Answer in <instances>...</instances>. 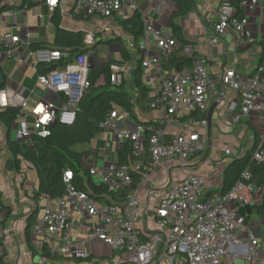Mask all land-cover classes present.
<instances>
[{
	"label": "built area",
	"instance_id": "1",
	"mask_svg": "<svg viewBox=\"0 0 264 264\" xmlns=\"http://www.w3.org/2000/svg\"><path fill=\"white\" fill-rule=\"evenodd\" d=\"M45 4L53 9L57 7L58 0H45ZM257 4L258 0H243L239 5L242 12L240 18H235V10L228 3L219 4L211 43L216 44L226 30L234 34L238 47L252 43L248 15ZM133 12H138L136 0H74L72 6V13L82 17L123 19ZM142 21L143 34L138 45L140 66L143 69L153 68L159 77V88L149 107L163 108L164 117L153 125L136 124L132 128L119 129L121 116L113 111L100 124V129L102 133H112L118 147L130 142L133 156L142 158L148 153L149 162L145 164L142 159L130 165L111 162L105 168L88 167L90 178L117 198L124 195L122 201L108 197L97 202L74 188L70 171L63 172L65 192L56 198L41 195L54 206L42 208L41 216L31 229L32 237L40 239L43 246L58 242L60 247L50 246L52 252L60 251L65 257L81 258L84 253L73 240L72 231L75 218H88L91 221L90 241H98L121 255L123 259L118 264H238L239 261L264 264L260 241L248 232L243 237L244 219L234 208L235 204L247 205L250 196H259L264 192V186L258 188L250 183L248 169L228 192L209 200L201 199L202 178L185 176L154 207L150 218L154 229L138 227L140 187L148 180L150 171L167 160L188 161L205 148V139L198 133L169 134L168 128L176 117L191 112H206L209 96L221 87L235 94L236 101L228 105L230 111L238 109L235 121L260 113L264 122V59L251 76H241L233 68L223 69L221 75L214 76L198 47L187 44L183 51L191 59V68L179 73L165 72L160 56H169L177 48L176 40L168 30H156L150 18L142 17ZM84 44L92 46V35L84 37ZM150 45H154L157 55L150 53ZM29 49L28 38L22 40L7 32L0 34V54L5 59L18 62ZM68 59L67 52L40 48L31 54L30 64L33 67L38 64L48 66ZM126 70L112 65L110 83L119 85ZM89 71L85 55L77 57L62 69L37 75L35 85L61 96L64 100L61 106L44 99L31 106L22 94L1 88L0 110L14 108L20 112L21 121L14 129V138L29 140L32 135L45 138L47 128L55 122L73 125L78 105L90 85ZM28 118L31 123H28ZM147 133L149 137L145 138ZM251 159L264 162V130ZM136 173L142 175L137 187L132 188V175ZM146 209L145 205L144 211ZM3 252L0 245V261Z\"/></svg>",
	"mask_w": 264,
	"mask_h": 264
},
{
	"label": "crops",
	"instance_id": "2",
	"mask_svg": "<svg viewBox=\"0 0 264 264\" xmlns=\"http://www.w3.org/2000/svg\"><path fill=\"white\" fill-rule=\"evenodd\" d=\"M5 1L7 2V0ZM222 1L193 0V11L184 17L176 18L174 21L182 28L183 38L198 47L199 53L206 58L212 75L219 76L223 69L233 68L241 76H251L258 64L264 59V0H258L256 8L248 15L253 42L245 47L237 46L235 36L229 30L219 36L216 44L211 43L210 40L214 35L213 28L216 23V10ZM136 2L138 12L143 18H150L156 30H168L169 18L177 12L172 0H136ZM73 3L74 0H58L56 8L60 10L61 27L64 30L80 31L84 37L88 34L92 35L93 44L87 47L90 51L86 55L87 64L90 62L89 69L109 61H113V65L123 64V67L127 69L122 77L124 89L130 96L134 97L135 91L131 86V72L138 61L141 62V57L138 51L139 42L137 46H134L129 34L124 33L120 28V22L125 18L76 16L72 13ZM53 9L48 8L45 0H41L37 7L31 9L25 8L0 13V34L7 32L13 36H19L22 40L28 38L30 44V49L23 54L18 62L7 60L0 54V70L6 78L5 88L22 94L28 99L31 106L40 99L50 101L57 106L64 103L61 96L50 94L35 85L36 77L39 75L37 73L39 64L34 67L30 64L31 54L37 50L32 49L31 45L49 49L53 43L55 32L51 24ZM98 42L108 43H99L95 49H92ZM101 47L106 48L105 51L108 53L106 58L102 57V62L98 61V51ZM120 49H125L131 54L128 62L122 61ZM149 51L152 55L158 54L154 45L149 46ZM160 59H163L162 56ZM141 69L143 84L150 90V95L154 96L159 88L158 74L153 68ZM97 84H103L102 77ZM222 95V101L212 115L209 136L205 123L207 111L200 113L205 116L203 121L180 122L178 119L181 117L180 115L174 119L173 125L168 128L170 135L179 132H195L202 135L205 139V148L188 161L167 160L150 171L148 180L140 187L141 216L137 224L139 228L154 229L151 220L146 217V211L148 208L153 211L158 201L185 176L195 175L202 178L201 199L209 200L219 196L218 192L222 187L223 170L226 165L233 159L243 157L258 142L264 130L263 115L252 113L248 118L235 121L238 109L235 111L228 110L229 103L236 101L235 94L231 90H223L221 87L209 96L208 108ZM134 110L140 122H153L155 124L157 120L164 117L163 108H150L148 111H141L135 107ZM116 112L121 116L119 125L121 124L123 129L132 128L138 124L127 115L119 113L118 110ZM19 119L12 132L19 125L21 121ZM28 123H31L29 118ZM6 135V130L0 124V193L5 206L4 209L0 210V245L4 251L0 264H118L121 262L123 257L111 248L98 241H90L89 227L91 221L88 218H75L72 231L73 240L84 253L81 258L65 257L60 251L52 252L50 246L53 244L60 247L58 242L54 241L50 246H43L40 239L33 238L32 234L29 235L28 240L25 231L29 216L35 223L36 219L41 216L42 208L45 206L53 207L54 204L41 198V195L35 197L36 177L33 176L31 179L28 177L31 181L27 182L25 176L26 170L32 169L25 168L20 173H16L6 168V162L9 158ZM118 148L120 147L116 145L114 135L101 131V134H98L86 148L89 151L85 160L89 164L87 167L105 168L111 162H116L115 153ZM226 151L229 152L228 155L225 154ZM147 154L142 158L131 154L134 160L130 164L142 159L145 164L148 163L149 155ZM109 199L111 198L109 197ZM145 201H147L146 204ZM145 205L147 209L144 211ZM261 206L264 207V192L259 196H250L247 205L235 204L234 208H237V214L244 219L241 231L243 237L248 232L259 240L261 244L260 253L264 257V213L259 214L257 212ZM43 247H46V250H43ZM238 264L244 263L239 261Z\"/></svg>",
	"mask_w": 264,
	"mask_h": 264
},
{
	"label": "trees",
	"instance_id": "3",
	"mask_svg": "<svg viewBox=\"0 0 264 264\" xmlns=\"http://www.w3.org/2000/svg\"><path fill=\"white\" fill-rule=\"evenodd\" d=\"M177 8V12L170 16L167 29L176 40L177 48L167 57L161 60L162 70L165 72H183L191 68V59L184 54V46L191 44L183 38L182 28L175 23V19L184 17L194 9L193 0H172ZM243 0H223L235 10V18L241 17L239 5ZM41 0H12L7 3L0 0V13L6 11H18L37 7ZM51 24L55 29L54 40L49 49L60 50L69 54L68 60H62L52 65L37 66L38 74H45L49 71L62 69L67 64L73 62L79 56H85L90 49L84 44V34L80 31L64 30L61 27V14L58 8L53 9ZM121 30L129 34L134 46L138 45L143 34V21L139 12H133L130 16L120 22ZM119 41V40H117ZM109 42V41H108ZM98 42L92 49H95ZM194 45V44H192ZM32 49L44 47L32 46ZM120 55L123 62L130 60L131 54L120 49ZM113 61H109L92 67L89 71V88L83 99L78 105L73 125L66 126L55 122L47 128L48 135L45 138H39L32 135L29 140H15L11 137L12 129L18 122L20 112L14 108L0 110V124L7 132L6 147L8 160L6 168L10 171L20 173L25 168H30L35 172L36 191L35 197L47 195L50 198L60 197L65 192V184L62 181L63 172L72 173V184L79 192L88 194L95 201H102L108 197L117 201H122L124 195L120 198L114 196L103 185L95 183L88 174V167L85 160L89 151L87 149H75L76 146H89L91 141L101 134L100 124L106 116L113 111L127 115L130 119L140 125H153V122H140L134 110L137 107L141 111L150 110V103L154 96L150 95V90L143 84V73L140 66V60L132 70L131 86L135 91L134 97L130 96L124 89L123 79L118 86L110 83L113 72L111 66ZM103 78V84H97L100 78ZM6 78L0 70V89L5 87ZM204 114L191 112L181 116L180 122L195 121L200 122L204 119ZM149 137V133L145 138ZM257 144V143H256ZM256 144L246 152L241 158L233 159L223 170V181L218 195L222 196L228 192L234 184L240 180L241 174L248 169L251 178L250 183L258 188L264 186V162L252 161L251 156ZM116 163L118 165H129L134 160L131 153V143L126 142L116 151ZM142 173L133 174L132 188H136L140 182ZM0 210L5 206L1 200ZM259 214L264 213V207L257 210ZM34 225L32 217L29 216L26 235L29 240L31 229ZM46 250V247H43Z\"/></svg>",
	"mask_w": 264,
	"mask_h": 264
},
{
	"label": "rangeland",
	"instance_id": "4",
	"mask_svg": "<svg viewBox=\"0 0 264 264\" xmlns=\"http://www.w3.org/2000/svg\"><path fill=\"white\" fill-rule=\"evenodd\" d=\"M105 49L106 48H99V51H98V61H100V62H102L101 60H102V57H105L106 58V56L108 55V53H107V51H105ZM106 60V59H105ZM88 65L90 66V62H88ZM117 65L119 66V67H123L124 65L123 64H119V63H117ZM98 66V65H97ZM118 128L120 129V128H122V126H121V124L119 125L118 124ZM11 137L12 138H14V132H11ZM88 146H76L75 147V149H77V150H80V149H86ZM85 165L86 166H88L89 164H87V162H85ZM26 180H27V182H30L31 180V178H33V176H34V178H35V172L34 171H32V170H26ZM30 175V176H29ZM30 179H29V178ZM153 214H154V212L153 211H150L149 210V208H148V210H147V212H146V217L148 218V219H150V217H152L153 216ZM149 229H150V227H149Z\"/></svg>",
	"mask_w": 264,
	"mask_h": 264
},
{
	"label": "water",
	"instance_id": "5",
	"mask_svg": "<svg viewBox=\"0 0 264 264\" xmlns=\"http://www.w3.org/2000/svg\"><path fill=\"white\" fill-rule=\"evenodd\" d=\"M222 98H223V95L207 109L205 123H206V129H207L208 136H209V130L211 127V119H212L213 112L215 108L218 106V104H220V102L222 101ZM146 202L147 201H145V204Z\"/></svg>",
	"mask_w": 264,
	"mask_h": 264
}]
</instances>
